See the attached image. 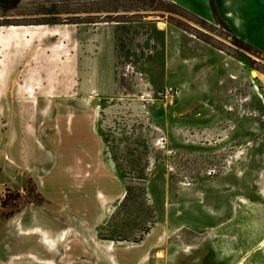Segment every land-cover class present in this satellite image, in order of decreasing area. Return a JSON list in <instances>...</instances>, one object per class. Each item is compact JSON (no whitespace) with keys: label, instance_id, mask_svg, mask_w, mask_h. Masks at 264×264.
Here are the masks:
<instances>
[{"label":"rangeland","instance_id":"rangeland-1","mask_svg":"<svg viewBox=\"0 0 264 264\" xmlns=\"http://www.w3.org/2000/svg\"><path fill=\"white\" fill-rule=\"evenodd\" d=\"M205 4L194 14L176 0H0V148L17 118L42 133L61 105L24 98L83 96L86 103L72 105L93 115L127 193L94 231L99 248L107 240L138 243L167 202L180 196L205 204L193 192L235 171L247 188L226 204L233 226L217 232L216 242L242 246L231 264L236 254L243 264H264V52L229 29L214 0ZM257 27L249 39L264 43ZM17 77L39 84L36 92L14 85ZM167 88L172 96H164ZM43 204L29 181L22 191L0 187V222L12 221L0 235V264H96L97 256L66 255L80 232L55 238L58 230L38 213ZM203 257L179 263L207 264Z\"/></svg>","mask_w":264,"mask_h":264},{"label":"crops","instance_id":"crops-1","mask_svg":"<svg viewBox=\"0 0 264 264\" xmlns=\"http://www.w3.org/2000/svg\"><path fill=\"white\" fill-rule=\"evenodd\" d=\"M176 2L194 14L207 7L205 0ZM214 4L217 13L239 39L264 52L262 41L253 43L249 39L253 24H258L255 38L264 40V0H214ZM203 17L211 20L212 13L208 8ZM29 81L17 77L14 85L31 87V92L35 93L33 88L39 84ZM40 85L49 86L44 82ZM32 99L61 105L53 116L45 119L42 133L40 130L35 133L36 125L28 117L22 115L16 119L20 121H16L14 132L8 133L6 141L1 143L0 152L5 153L0 155V187L22 191L26 183L31 182L37 196L44 202L43 207L38 208V213L42 212L47 218L50 229L58 230L54 237L67 232L69 228L80 232L67 245L71 249L66 251L69 258L84 256L92 260L97 256L96 264H113L112 260L116 264H181L180 257L194 260L197 257L191 258L192 252H196L199 256L197 259L203 260V256L207 258V264H231L235 262L233 252L243 253L242 246L237 248L240 245L234 246L235 250L232 251L233 245L229 249L226 246L222 249L216 242L217 232H226L233 226L232 207L226 204H231L233 194H242L247 188V182H243L235 171L215 176L206 186L193 192L202 194L205 204L198 199L180 196L173 204L167 202L163 219L151 227L138 243L118 247L112 240H107L104 242L109 243L99 248L96 241L100 237L97 234L94 239V231H98L116 203L124 199L127 193L113 159L105 154L104 139L95 127L93 115L72 105L86 103V98L53 95L38 100L33 94L31 100L27 97L23 101L30 102ZM16 218L19 219V215ZM9 222H0L1 237L2 230L9 229ZM18 225L21 229L25 228L22 223ZM86 231L90 238L88 234L84 235ZM201 232H207L206 239H198ZM192 234H195V241L190 240ZM90 241H94V246L102 253L103 261L97 260V250L94 253L88 248ZM110 244L111 251L108 250ZM190 246L192 250L186 251L185 247ZM158 253H162L161 258H157ZM236 256L239 258L237 264L247 262L242 255ZM81 262L87 264V260Z\"/></svg>","mask_w":264,"mask_h":264},{"label":"built area","instance_id":"built-area-1","mask_svg":"<svg viewBox=\"0 0 264 264\" xmlns=\"http://www.w3.org/2000/svg\"><path fill=\"white\" fill-rule=\"evenodd\" d=\"M173 93H174L173 88H167V89L164 91V96H165V97L172 96Z\"/></svg>","mask_w":264,"mask_h":264},{"label":"bare ground","instance_id":"bare-ground-1","mask_svg":"<svg viewBox=\"0 0 264 264\" xmlns=\"http://www.w3.org/2000/svg\"><path fill=\"white\" fill-rule=\"evenodd\" d=\"M158 28H159V29H162V28H163V25H162V24H159ZM252 76H253V77H257L258 75H257L256 72H252ZM48 244H49V243H48ZM161 257H162L161 253H158V254H157V258H161Z\"/></svg>","mask_w":264,"mask_h":264}]
</instances>
